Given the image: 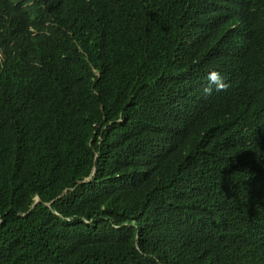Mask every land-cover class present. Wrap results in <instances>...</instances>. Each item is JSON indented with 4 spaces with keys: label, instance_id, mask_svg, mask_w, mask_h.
<instances>
[{
    "label": "trees",
    "instance_id": "16d2710c",
    "mask_svg": "<svg viewBox=\"0 0 264 264\" xmlns=\"http://www.w3.org/2000/svg\"><path fill=\"white\" fill-rule=\"evenodd\" d=\"M0 264H264V0H0Z\"/></svg>",
    "mask_w": 264,
    "mask_h": 264
},
{
    "label": "rangeland",
    "instance_id": "374dc122",
    "mask_svg": "<svg viewBox=\"0 0 264 264\" xmlns=\"http://www.w3.org/2000/svg\"><path fill=\"white\" fill-rule=\"evenodd\" d=\"M35 197H36V196H34V200H33L32 205H34L36 202H38L37 200H35Z\"/></svg>",
    "mask_w": 264,
    "mask_h": 264
},
{
    "label": "water",
    "instance_id": "95a60500",
    "mask_svg": "<svg viewBox=\"0 0 264 264\" xmlns=\"http://www.w3.org/2000/svg\"><path fill=\"white\" fill-rule=\"evenodd\" d=\"M35 200H37V201L39 200L37 196L35 197Z\"/></svg>",
    "mask_w": 264,
    "mask_h": 264
},
{
    "label": "bare ground",
    "instance_id": "6f19581e",
    "mask_svg": "<svg viewBox=\"0 0 264 264\" xmlns=\"http://www.w3.org/2000/svg\"><path fill=\"white\" fill-rule=\"evenodd\" d=\"M259 48V47H258ZM199 200V199H198ZM187 204V203H186ZM219 222V221H218ZM215 224V223H214ZM217 225V224H216ZM263 241V240H262Z\"/></svg>",
    "mask_w": 264,
    "mask_h": 264
},
{
    "label": "clouds",
    "instance_id": "9594fccd",
    "mask_svg": "<svg viewBox=\"0 0 264 264\" xmlns=\"http://www.w3.org/2000/svg\"><path fill=\"white\" fill-rule=\"evenodd\" d=\"M206 91H207V89H206ZM38 197V196H37ZM39 199V198H38ZM39 201V200H38Z\"/></svg>",
    "mask_w": 264,
    "mask_h": 264
}]
</instances>
